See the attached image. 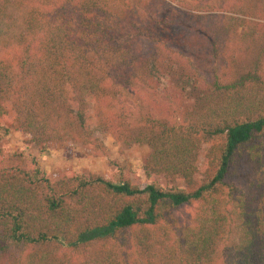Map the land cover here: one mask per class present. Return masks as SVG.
Masks as SVG:
<instances>
[{"label":"trees","instance_id":"obj_1","mask_svg":"<svg viewBox=\"0 0 264 264\" xmlns=\"http://www.w3.org/2000/svg\"><path fill=\"white\" fill-rule=\"evenodd\" d=\"M103 133L144 163L51 178L29 150ZM252 171L264 0H0V264H264Z\"/></svg>","mask_w":264,"mask_h":264},{"label":"rangeland","instance_id":"obj_2","mask_svg":"<svg viewBox=\"0 0 264 264\" xmlns=\"http://www.w3.org/2000/svg\"><path fill=\"white\" fill-rule=\"evenodd\" d=\"M25 137L27 135L21 130L10 129L7 136L10 149L13 152L20 151ZM98 137L101 147H84L75 142H51L43 153L37 154L34 147H30L29 150L36 156L41 172L51 178L68 170L79 173L93 172L105 178L111 162L119 163L124 171L129 173L134 167L143 164L148 156L149 148L145 144L132 143L125 147L109 133L98 134ZM263 174L262 171L260 173L252 171L248 176ZM238 184L245 187L247 181H239ZM186 213L187 208L178 212L180 215Z\"/></svg>","mask_w":264,"mask_h":264}]
</instances>
